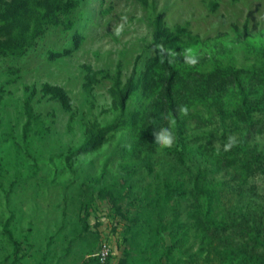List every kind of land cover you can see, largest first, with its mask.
<instances>
[{
    "label": "rangeland",
    "instance_id": "1",
    "mask_svg": "<svg viewBox=\"0 0 264 264\" xmlns=\"http://www.w3.org/2000/svg\"><path fill=\"white\" fill-rule=\"evenodd\" d=\"M78 1L26 53L0 57V264H231L238 258L264 264V114L256 108L245 122L230 116L240 102L239 86L252 105L264 103V0H219L215 11L209 0H151L154 8L139 0ZM159 12L168 26L186 25L200 37L192 47L195 67L184 62V50L174 60L184 73H236L224 110L210 100L192 102L177 127L164 110L155 116L156 97L140 89L128 102L133 123L99 148L70 157L93 123L117 118L111 76L121 63L126 81L138 55V69H145L155 53L148 46ZM246 21L244 41L234 24L242 30ZM77 31L84 36L79 48L50 58V50L73 47ZM85 64L102 71L91 92ZM47 82L68 91L71 110L43 93ZM33 88L38 119L26 139L24 102ZM169 126L175 143L161 149L152 133ZM230 135L237 143L226 152ZM226 155L261 169L242 180L235 167L217 163ZM208 184L218 189L214 223L202 225L197 209L206 199L195 187ZM102 187L111 192L101 196ZM103 241L112 249L106 263L98 257Z\"/></svg>",
    "mask_w": 264,
    "mask_h": 264
},
{
    "label": "trees",
    "instance_id": "2",
    "mask_svg": "<svg viewBox=\"0 0 264 264\" xmlns=\"http://www.w3.org/2000/svg\"><path fill=\"white\" fill-rule=\"evenodd\" d=\"M139 1L146 7H155V3L151 0ZM219 4V0H209L210 10H217ZM78 5V0H0V57L26 53L34 46L37 38L45 33L47 26L62 23V15L71 14ZM72 25V22L69 21L68 26L71 27ZM153 27V39L148 47L154 49L155 53L148 58L145 69L139 71L138 60L141 56L138 55L132 72L126 81L122 79L121 63L118 64L114 75L111 76L113 83L110 87V93L113 97V107L119 112L117 118L107 125L93 123L88 128L83 143L71 153L70 157H76L99 148L115 131L133 123L132 119L126 117L128 102L140 89L146 97H156L152 107L155 116L160 117L164 110L166 118H175L177 127H182L185 120V116L177 112L179 106H188L192 102L210 100L220 111L224 110L223 96L228 93L230 87L228 84H230L231 78L236 77V73L228 68H216L210 72L191 71L190 73L189 71L184 73L175 61L169 64L168 58L160 55L158 46L163 45L164 48L178 54L189 47L192 48L200 44V37L186 25L177 24L174 28L168 26L164 12H159L154 16ZM234 29L240 39L244 41L248 39L249 24L247 21L242 30L236 24H234ZM83 39V34L77 31L73 37V47L50 50V58L58 59L71 54L79 48ZM84 68L86 70L84 85L86 90L91 92L95 84L99 82V75L102 71L89 64H85ZM188 76L190 81L186 80ZM238 90L240 102L230 116H236V120L245 122L252 118V111L256 108L262 110L264 114V103L258 107L254 106L251 104L249 92L243 86H239ZM42 91L52 98L59 99L65 109L71 110L72 97L63 86L47 82L42 86ZM36 92L37 89L33 88L24 102L26 121L23 127V135L26 139L32 131L34 120L38 119L32 105V99ZM220 156L224 155L218 153V157ZM217 163L235 167L239 170L238 174L242 180L261 169V165L259 163L254 164L252 160L237 159L227 155L224 159L217 158ZM105 188L100 189L101 196H107L111 192L110 189ZM195 188L198 194L206 199L205 206L197 209L199 213L197 215L198 222L202 225L213 224V203L218 189L213 184H208L205 187L196 185ZM6 231L17 246L18 242L14 239L12 231L9 229ZM230 258H232L231 255ZM208 260H211V257H208ZM231 264H246V262L243 261V258H238L236 262L232 261Z\"/></svg>",
    "mask_w": 264,
    "mask_h": 264
},
{
    "label": "clouds",
    "instance_id": "3",
    "mask_svg": "<svg viewBox=\"0 0 264 264\" xmlns=\"http://www.w3.org/2000/svg\"><path fill=\"white\" fill-rule=\"evenodd\" d=\"M126 17L122 18V20L126 21ZM123 31V23L118 25L115 29V35L119 37L122 34ZM159 53L162 57L168 58V63L171 64L174 62L177 54L170 50L163 47V45L158 46ZM185 54L183 56L184 62L191 66L195 67L199 63V58L193 53L192 48H187L184 50ZM177 112L182 116H187L189 114V108L187 105H182L177 108ZM154 137V142L161 148H171L173 144L175 143V135L171 129V126L169 127H163L159 130H154L152 133ZM237 141L234 136L230 135L228 136L227 140L224 143V151H230L235 145Z\"/></svg>",
    "mask_w": 264,
    "mask_h": 264
},
{
    "label": "built area",
    "instance_id": "4",
    "mask_svg": "<svg viewBox=\"0 0 264 264\" xmlns=\"http://www.w3.org/2000/svg\"><path fill=\"white\" fill-rule=\"evenodd\" d=\"M112 253V249L110 244L107 241L101 242L99 249H98V257L103 262L106 263L110 258Z\"/></svg>",
    "mask_w": 264,
    "mask_h": 264
}]
</instances>
